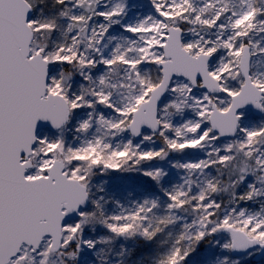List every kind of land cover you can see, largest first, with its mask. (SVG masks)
Listing matches in <instances>:
<instances>
[{
	"label": "snow or ice",
	"instance_id": "6c2138e0",
	"mask_svg": "<svg viewBox=\"0 0 264 264\" xmlns=\"http://www.w3.org/2000/svg\"><path fill=\"white\" fill-rule=\"evenodd\" d=\"M0 0V264L264 258V0Z\"/></svg>",
	"mask_w": 264,
	"mask_h": 264
},
{
	"label": "rangeland",
	"instance_id": "374dc122",
	"mask_svg": "<svg viewBox=\"0 0 264 264\" xmlns=\"http://www.w3.org/2000/svg\"><path fill=\"white\" fill-rule=\"evenodd\" d=\"M132 2L140 5L141 7L137 10L138 14L143 13L144 11L147 10V4L148 0H132ZM203 258V255H194L192 260L193 264H198V262ZM251 264H264V258H260L256 260L254 257L252 258Z\"/></svg>",
	"mask_w": 264,
	"mask_h": 264
},
{
	"label": "water",
	"instance_id": "95a60500",
	"mask_svg": "<svg viewBox=\"0 0 264 264\" xmlns=\"http://www.w3.org/2000/svg\"><path fill=\"white\" fill-rule=\"evenodd\" d=\"M256 260H258V259H260V258H262V257H260V256H255L254 257Z\"/></svg>",
	"mask_w": 264,
	"mask_h": 264
}]
</instances>
